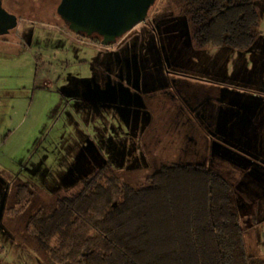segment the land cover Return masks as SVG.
Here are the masks:
<instances>
[{
  "label": "rangeland",
  "instance_id": "374dc122",
  "mask_svg": "<svg viewBox=\"0 0 264 264\" xmlns=\"http://www.w3.org/2000/svg\"><path fill=\"white\" fill-rule=\"evenodd\" d=\"M23 1L25 9L11 0L6 3L24 20L0 39V264H47L25 232L31 214L44 205L51 208L59 196L79 192L82 180L107 159L118 167L122 157L121 165L128 169L118 167L117 172L139 187L155 171L154 161L159 166L162 161H177L181 149L165 142L146 147L135 117L121 120L115 112L99 106L92 109L78 100L91 90L98 91L101 100L110 89L132 91L117 78L123 46L110 50L72 33L57 13L60 0ZM258 6L260 42L264 40V0H258ZM147 19H153L158 29L164 55L154 38L147 57L177 64L182 60L186 65L190 58L189 72L205 69L191 40L187 14L178 13L170 0H156ZM146 21L132 32L145 25L155 32ZM228 177L237 191L236 210L248 252L264 259V203L256 201L248 208L254 200L238 188L239 176ZM22 182L33 186L34 199L23 214L10 218L5 210L15 202L16 186Z\"/></svg>",
  "mask_w": 264,
  "mask_h": 264
},
{
  "label": "trees",
  "instance_id": "16d2710c",
  "mask_svg": "<svg viewBox=\"0 0 264 264\" xmlns=\"http://www.w3.org/2000/svg\"><path fill=\"white\" fill-rule=\"evenodd\" d=\"M170 1L196 26L200 48L247 52L261 35L258 0ZM236 193L206 163L163 164L139 187L106 163L79 192L39 208L26 233L47 264H264L248 252ZM17 194L16 216L34 192L24 185Z\"/></svg>",
  "mask_w": 264,
  "mask_h": 264
},
{
  "label": "flooded vegetation",
  "instance_id": "af4514ba",
  "mask_svg": "<svg viewBox=\"0 0 264 264\" xmlns=\"http://www.w3.org/2000/svg\"><path fill=\"white\" fill-rule=\"evenodd\" d=\"M8 1L9 0H2L1 8L7 10L10 13L16 14L18 17L19 25V23L24 20L22 16L23 14H18L14 10L8 8L6 4ZM11 1L16 2L20 6V8L25 9V1ZM59 18L63 20L60 15ZM151 20L153 21V19ZM151 20L146 21V23H151L152 28H154L156 32L155 33L153 31L155 35L149 30L148 26L145 25L141 29L139 27L135 32H132V30L130 32H127L126 34L121 36V39L118 38V40L114 44L107 45L109 46L108 49L110 50L123 46V59L118 58L117 60V64L119 67L117 78L121 80V82H124L125 84L127 83L126 86L129 87L130 85V89H132V91L110 89L109 91H105L107 95L106 99L101 100L102 95H98V91L91 90L89 93H85V95L79 96L81 99L78 100H81L84 105H88V107H91L92 109H95V107L99 106L101 108H106V110L113 113L115 112L121 120L125 118L128 120L130 116L135 117L137 122V129L140 130V134L142 135V142H144V146L146 147L153 144L158 146L161 142H165L167 146L179 145L181 149L179 151V160L172 163H200L199 160L203 158V163H206L205 161L208 160V158H211L212 155H215V153L210 149V143L212 144L214 141L213 135L215 134V131L207 128V126L201 120L199 114L197 113V108H194L192 106V91L202 90L198 84L191 83L189 79H196L199 82L211 81L214 83H219L220 81H218V78H216L218 77L217 75H219V71L217 70L216 63H214L215 65H209L208 53L214 50H231L237 51L239 53L240 51L230 47L213 48L207 46L205 48H200L199 43L194 40V32L196 30V26L193 25L190 20L192 27L191 40L194 44L195 49L197 50L198 59H201V62L199 64H202V62H204V65H202L205 67V69L201 66L202 69L196 68L197 73L189 72L187 69V65H190V61H192V59L190 60V58H186V60L189 62L186 65L185 62L181 63L182 60L177 64V62L175 61L166 62L165 59L147 57L152 50L150 41H152V39L154 38L157 39L162 56H164L162 52L163 47L158 35V29ZM63 21L65 22V20ZM67 26L69 28L68 24ZM17 27L11 29L6 34H0V39H6V36L12 33ZM70 31L72 30L70 29ZM72 33L79 36L80 38H88L83 36L82 33H76L74 31H72ZM88 39L91 40L90 38ZM4 42L7 41L4 40ZM97 44L99 45L102 43ZM158 53L160 54V52ZM169 64H172V67ZM178 65L179 67H176ZM210 66H212L211 68H213V70H209ZM210 73H212V75L216 77L209 78L208 76H206ZM128 81H130L129 84ZM194 155L196 156V158ZM193 156L195 159H197V161H193ZM132 157L133 160L136 158L135 155H133ZM129 159L130 158H126L125 162L128 163ZM183 159L189 161L186 162ZM106 163H110L115 170L118 167L120 168V171L121 169H128V166L124 167L121 165L124 163L122 162V157L120 159L118 167H116L114 163H112L108 159L104 164ZM163 164L168 163H166L165 161L160 162V166ZM133 165L134 164H132V166ZM154 166L155 170L159 169L160 166L158 165V161H154ZM126 172L127 171H125V173ZM120 176L123 177L125 175H122L121 173ZM123 179L127 180L125 178ZM127 181H129V179ZM24 185L28 186L29 190L33 191L35 194V190L30 183H19L15 189V202L5 210L10 218L17 217L16 215H13L11 211L18 202V188ZM33 199L34 195L31 203L33 202ZM44 206L48 207V205ZM33 214H31L30 216H32ZM25 239L29 238L25 237Z\"/></svg>",
  "mask_w": 264,
  "mask_h": 264
},
{
  "label": "crops",
  "instance_id": "0c3cea01",
  "mask_svg": "<svg viewBox=\"0 0 264 264\" xmlns=\"http://www.w3.org/2000/svg\"><path fill=\"white\" fill-rule=\"evenodd\" d=\"M208 55L219 75L206 76L220 82L200 81L202 91H192L191 99L201 120L215 131L210 143L215 155L208 162L228 179L239 176L238 188L254 200L248 208L254 207L264 203V40L247 52L214 50Z\"/></svg>",
  "mask_w": 264,
  "mask_h": 264
},
{
  "label": "water",
  "instance_id": "95a60500",
  "mask_svg": "<svg viewBox=\"0 0 264 264\" xmlns=\"http://www.w3.org/2000/svg\"><path fill=\"white\" fill-rule=\"evenodd\" d=\"M156 0H61L58 14L69 28L85 35L97 33L102 45L115 43L118 38L148 18ZM0 34L18 26V17L1 8Z\"/></svg>",
  "mask_w": 264,
  "mask_h": 264
}]
</instances>
